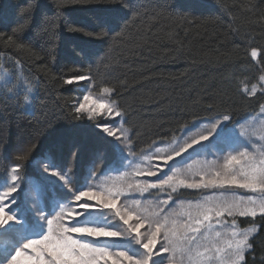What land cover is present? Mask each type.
Here are the masks:
<instances>
[{
    "label": "trees",
    "instance_id": "trees-1",
    "mask_svg": "<svg viewBox=\"0 0 264 264\" xmlns=\"http://www.w3.org/2000/svg\"><path fill=\"white\" fill-rule=\"evenodd\" d=\"M21 25L15 44L0 40V191L10 182L9 165L35 144L16 195L21 237L38 227L31 186L39 189V207L53 213L67 194L85 186L89 169L103 178L127 163L114 139L87 115L72 120L73 105L89 88L96 96L104 87L113 90L110 99L124 113L136 155L181 138L217 112L232 116L222 128L229 132L264 105V92L246 91L264 75V0H0V33L7 37ZM78 75L95 79L63 83ZM45 167L70 178L72 191L53 182ZM200 194L180 190L173 196L195 200ZM9 229L0 232V264L16 248L5 242L16 237ZM256 237L247 264H264V223ZM105 246L136 254L126 240H106Z\"/></svg>",
    "mask_w": 264,
    "mask_h": 264
},
{
    "label": "snow or ice",
    "instance_id": "snow-or-ice-1",
    "mask_svg": "<svg viewBox=\"0 0 264 264\" xmlns=\"http://www.w3.org/2000/svg\"><path fill=\"white\" fill-rule=\"evenodd\" d=\"M88 0H71L73 4L87 3ZM29 8L22 9L27 12ZM23 31V25L14 28L12 35L4 36L0 33V40L6 39L8 43L15 44L20 39L18 33ZM69 31L84 32L83 29L70 27ZM91 36L93 33L84 32ZM99 35H104L100 32ZM23 49V43L17 45ZM264 52V50H261ZM251 58L258 57V51L251 50ZM264 72V55H261V69ZM95 78L89 75H78L74 78L64 79L65 85H73L74 82L89 81ZM264 80V75H261ZM264 87V85H262ZM113 90L104 87V93H111ZM101 108L104 113H99ZM264 109V105H261ZM95 113H99V118ZM122 118L124 113L120 105L114 99H93L91 92L83 95V102L77 101L73 105L72 120H82L85 115L87 119L96 123L105 135L115 139L122 145L128 156L135 151L129 143V137L124 140L117 134L123 129H114L106 126L104 115ZM232 121L228 112H217L215 116L207 118L210 128L200 135L179 143L171 152L165 153L163 167L167 169L163 176L158 175V169L149 166L141 171L146 177H156L158 182L148 183L146 186L157 192H163L165 199L155 216H146L141 212L127 207L128 199H136L134 195L127 194L120 189L102 187L99 184L91 183L98 180L101 175L94 170L92 180L87 188L74 193L71 206H62L60 211L52 218L46 220V232L36 239H29L19 247H16L7 264H178L177 254L180 256L179 264H184V258H189V264H201V256L194 255L193 249L200 245L202 238L207 237L210 232L220 236L221 229H230V238L226 246L209 248L213 258L223 251L219 257L220 264H247L246 254L253 250V243L256 233L260 231V224L264 223V159L256 161L254 155L250 154L247 147L243 145L235 151H229L224 157L222 169L213 172H205L190 182L180 181L184 189L195 190L203 195V200L198 202L194 212L188 213L186 222L177 224L172 219V209L166 207L171 201L175 204L173 193L177 192L170 182L173 180L168 175L170 162L182 157L194 146L208 141L217 129L225 122ZM114 125L115 120L111 121ZM241 140L248 143V138L238 129ZM35 148V144L15 157L14 162L9 165L7 175L10 178L8 186L0 191V230L7 231V228L20 221L10 209L16 200V194L20 188L22 179L23 161ZM160 148L157 153L162 152ZM132 161H129L131 165ZM45 171H49L45 167ZM51 176L58 177L72 191L66 176L57 171H50ZM139 188V185L136 186ZM170 191L165 192V188ZM123 197V200H121ZM139 203V201H137ZM118 204L120 206H118ZM92 210H107L115 222H118L117 229L105 227H90L77 224L76 221L81 215ZM259 216V221H257ZM41 214V219H43ZM240 218H244L242 221ZM67 221V223H65ZM171 221V222H170ZM247 222L250 228H239V224ZM100 240H126L128 244L136 248V254H131L127 247L109 248L98 243ZM6 243H11L6 240Z\"/></svg>",
    "mask_w": 264,
    "mask_h": 264
},
{
    "label": "rangeland",
    "instance_id": "rangeland-1",
    "mask_svg": "<svg viewBox=\"0 0 264 264\" xmlns=\"http://www.w3.org/2000/svg\"><path fill=\"white\" fill-rule=\"evenodd\" d=\"M264 80L260 79L259 85L248 88L246 91L248 93H258V92H264ZM89 92H91L92 98H103V99H110L109 93H102L98 96L92 93V88H89L87 91H85L84 95H88ZM79 102H83V96L78 100ZM105 109L101 108L99 110V113H104ZM99 113H95L96 117H99ZM104 118L113 121L115 120L116 123L109 127H114V129H123V132L118 131L117 134L121 136V139L124 140L126 137L130 138L129 132L124 127V120L122 118H117L113 114L111 117L107 114L104 115ZM222 124L217 131H221L223 126L226 124ZM195 127L192 128L190 131L186 132L181 138L176 139L175 141L171 143H163L158 144L155 146H152L148 150H146L143 154L136 155L132 154L128 156V154L124 151L122 145H120L115 139L117 150L122 155V157H125L127 160L126 164H123L121 170H117V167L115 170L110 173L109 175L104 176L103 178H99L98 180H92V174L93 170L89 169L87 176H86V184L85 186L81 187L76 192H79L85 188H87L91 183L99 184L102 187H108V188H114V189H120L123 192L134 195L136 199H128L127 200V207L130 209H134L138 212L143 213L146 216H155L159 208L161 206V201L165 199V195L163 192H157L154 189H150L146 186L145 181L148 183L151 182H158L156 177H146L144 175H141L142 170H146L149 168V166H154L157 168L158 175L163 176V173L167 171L163 167V155L165 153L171 152L179 143H183L186 140H189L193 137H196L200 135L201 133H205L209 128L210 125L208 122L205 123H197L194 125ZM237 129L244 133V135L248 138V143L245 144L243 140L240 139ZM216 131L215 134L218 132ZM211 138L208 141L203 142L200 145L194 146L193 149H190L188 152H186L182 157L177 158L176 160L170 162L168 170H171L168 172V175H171L173 177V180L170 182L174 187H176L177 191L185 190V191H194L195 190H188L184 189L180 181L184 180L185 182H190L194 177L198 178L199 175L204 174L205 172H213L217 169H222L223 163H224V157L227 156L229 151H235L242 145L244 147L248 148V151L250 154L254 155L256 161L258 162L260 159H264V109H261L260 113L256 116H253L250 120H248L245 124H243L240 127H237L229 132H219L218 135L215 137L214 135L211 136ZM131 143L130 139L128 141ZM160 148L163 151L160 153L156 152V149ZM191 161H189L190 159ZM186 162V164H182L181 167L178 166L181 162ZM188 159V160H186ZM129 161H132L131 165H129ZM47 175L49 174V171L46 172ZM51 176V175H50ZM55 179H54V178ZM52 181L56 182L58 185L66 188L64 182L60 180L58 177L51 176ZM66 179L69 182V185H71V179L66 177ZM139 185V188L136 186ZM8 186V183H5L2 190ZM71 187V186H70ZM32 192L30 193V197L33 199L35 206H34V212L39 220V224L43 225L44 233L47 229L46 220L49 218L54 217L61 209L62 206H71L73 203V192L71 194H67L69 197L68 200L65 202L62 201V204H60L57 209L53 212H46V209H42L41 203L40 207L37 204V196H38V188H34V186H31ZM165 192L170 191L167 187L164 190ZM18 193H21L18 191ZM177 193V192H176ZM199 193V192H198ZM174 194V193H173ZM172 194V195H173ZM17 193L14 194V198L16 200V204L12 206L10 209V212L14 213L17 217V206L21 204L19 199L16 197ZM174 198V196H173ZM196 201H190V200H184L181 199L179 201L175 200V204L173 205L172 202H169V205L166 207H170L172 209V219H174L177 224H181L183 222L187 221L188 213L194 212V210L197 207L198 202L203 200V195L200 194ZM121 200H123V197H121ZM139 201V203H137ZM118 206H120L118 204ZM41 214H43V219H41ZM51 216H47L50 215ZM85 217L84 223H80L81 218H78L76 221H74L77 224L86 225L90 227H105L110 229H115L114 225H111V223L114 222L113 218L110 216V214L107 212V210H92L84 213L80 217ZM18 219V218H17ZM171 222V221H170ZM67 223V221H65ZM22 224L19 225L12 224L8 228L15 229V233L18 234L19 231L17 230ZM109 225H111L109 227ZM116 229L119 227V225H115ZM7 228V229H8ZM9 229V230H10ZM2 230H0L1 232ZM230 229H221L220 230V236H216L215 232H210L207 237L202 238L201 243L197 248L193 249L194 255H200L201 256V264H220L219 257L223 255V251L221 253L216 254V258H213L212 251H209V248H212L213 251L215 248L219 247L223 249L229 238H230ZM31 230L28 232H23V235H26V237L20 241L17 244V247L22 245L24 242H26L29 239H36L39 238L38 235L30 234ZM1 234V233H0ZM43 235V234H42ZM106 240H100L98 243L105 246ZM15 248H12L8 255L11 256V254L14 252ZM177 262L179 264L180 256L177 254ZM7 264V263H6ZM184 264H189V258H184Z\"/></svg>",
    "mask_w": 264,
    "mask_h": 264
}]
</instances>
